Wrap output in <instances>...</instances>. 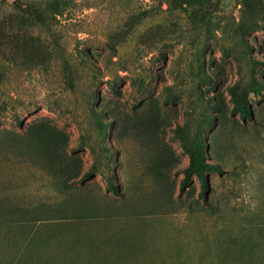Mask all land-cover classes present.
Masks as SVG:
<instances>
[{
  "label": "rangeland",
  "instance_id": "374dc122",
  "mask_svg": "<svg viewBox=\"0 0 264 264\" xmlns=\"http://www.w3.org/2000/svg\"><path fill=\"white\" fill-rule=\"evenodd\" d=\"M0 264H264V0H0Z\"/></svg>",
  "mask_w": 264,
  "mask_h": 264
},
{
  "label": "trees",
  "instance_id": "16d2710c",
  "mask_svg": "<svg viewBox=\"0 0 264 264\" xmlns=\"http://www.w3.org/2000/svg\"><path fill=\"white\" fill-rule=\"evenodd\" d=\"M29 7H32L29 5ZM33 13L34 15L39 18L40 20H46L47 22L51 20L50 16L44 11L40 10L39 8L33 6ZM207 163L203 159V157L196 151L193 152L191 159H190V166L188 168L189 172H200L203 166Z\"/></svg>",
  "mask_w": 264,
  "mask_h": 264
}]
</instances>
